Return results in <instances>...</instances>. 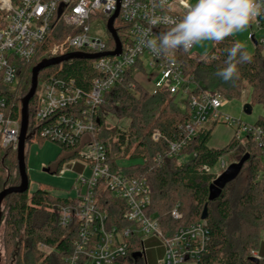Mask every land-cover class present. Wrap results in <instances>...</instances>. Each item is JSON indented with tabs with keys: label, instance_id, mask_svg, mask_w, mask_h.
Instances as JSON below:
<instances>
[{
	"label": "built area",
	"instance_id": "built-area-1",
	"mask_svg": "<svg viewBox=\"0 0 264 264\" xmlns=\"http://www.w3.org/2000/svg\"><path fill=\"white\" fill-rule=\"evenodd\" d=\"M195 3L196 0H19L15 4L13 0H0V148L11 147L15 151L21 134V118L15 120L7 114L6 92L7 88L16 87L20 64L34 60L61 27L69 30L68 34L46 50V59L69 53L101 55L115 51L116 43L108 23L118 12L113 28L121 43V53L92 60L98 77L93 80L90 91L76 86L74 81L50 77L38 83L34 96L38 109L35 129L29 128V133L78 153L59 173L63 176L79 168L75 195L64 197L67 202L59 209L60 226L74 227L77 234L74 252L63 259L64 264H114L127 255L128 243L135 237L140 238V258L146 264L149 249L163 250L158 264H177V260L180 264H198L209 251L210 237L204 221L181 227L170 238H164L159 219L147 214L151 194L146 180L112 172L108 149L97 139L99 109L106 103V94L124 80L128 70H132L134 79H144L152 94L168 91L179 109L189 113L188 122L180 127L179 139L167 141L166 157L178 156L207 124H228L235 127L237 140L243 141L249 136L263 148L259 181L264 183L262 131L223 114L221 109L228 100L215 91L198 89L185 73L179 58L182 54L199 57L190 55L195 45L188 51L157 56L140 42L143 31L151 29L153 35L166 31L171 25L162 22L164 17L179 20L189 5ZM157 18L161 22L153 25L152 21ZM257 19V23L247 28L248 39L255 47L264 46V15ZM100 22L106 26L105 36L93 33V26ZM130 89L135 91V84ZM161 139V133L154 131L152 140L158 143ZM218 166L217 172L207 167L204 170L218 177L230 164L222 158ZM100 190L124 202V219L130 223L127 227H108V215L99 209ZM178 208L179 205L171 212L176 220L182 218ZM149 239H154L157 245L154 242L146 245ZM40 250L46 254L54 251L44 245ZM249 257L264 261L255 249Z\"/></svg>",
	"mask_w": 264,
	"mask_h": 264
},
{
	"label": "trees",
	"instance_id": "trees-1",
	"mask_svg": "<svg viewBox=\"0 0 264 264\" xmlns=\"http://www.w3.org/2000/svg\"><path fill=\"white\" fill-rule=\"evenodd\" d=\"M13 2L17 4L19 0ZM67 34L65 28H58L34 60L20 64V83L12 90L7 88L6 92L10 118H21V100L30 91L32 70L39 63V57ZM235 43L230 36L217 43L206 57L191 58L182 54L179 61L186 75L199 86L198 89L212 90L226 100H233L240 98L247 87L250 90V105L264 107V46H257L253 53L244 48L251 61L238 65L239 78L234 82L226 83L215 74L226 66V49ZM92 63V60L78 59L50 67L39 74V82L55 77L74 81L76 86L89 92L93 80L98 77ZM131 84H135V91L130 89ZM37 109L38 103L34 97L29 104L31 131L35 129ZM110 117L124 121L123 130L111 126ZM188 120L189 113L179 109L176 99L168 91L152 94L150 87L140 86V82L132 76V70H128L124 80L106 94V103L99 109L97 139L108 149L112 172L146 180L151 194L147 214L159 219L164 238H170L181 227L202 221L207 206L208 216L204 223L209 231V251L198 264H264V261L253 262L249 257L253 249H259L260 233L264 231V183L259 181L263 169V148L249 136L243 141L233 136L226 147L210 148L209 140L218 125L212 122L200 129L178 156L166 157L167 141L179 139L180 127ZM254 127L262 131L264 143V118L260 117ZM154 131L162 135L158 143L152 140ZM35 138L44 141L37 137L32 139ZM63 150L68 155L57 160L55 173L58 175L63 166L76 159L78 154L75 149L64 147ZM229 154L234 156L233 162H239L244 155H249L243 167V170L245 167L248 169L247 182H238L242 170L238 178L223 189L221 196L210 202L209 188L217 175L207 172L204 167L214 171L219 161ZM159 157L161 159L157 160ZM182 157H185L184 161H181ZM133 159L142 160V163L129 167L119 164L120 161ZM19 184L17 151L11 147L0 148V193L6 187ZM66 202L41 186L32 194L28 191L8 196L3 202L1 224L5 260H10V264H64L63 259L74 252L73 243L77 236L74 227L64 228L59 224V209ZM177 205L182 214L179 220L171 215ZM99 209L108 215L109 228H123L130 224L124 219V202L113 198L108 191H99ZM139 239L135 237L130 240L127 255L117 259L114 264H146L144 259L134 257L142 251ZM41 245L54 251L46 254L40 250ZM159 251L162 256L163 250ZM146 257L147 264H150L147 252Z\"/></svg>",
	"mask_w": 264,
	"mask_h": 264
},
{
	"label": "rangeland",
	"instance_id": "rangeland-1",
	"mask_svg": "<svg viewBox=\"0 0 264 264\" xmlns=\"http://www.w3.org/2000/svg\"><path fill=\"white\" fill-rule=\"evenodd\" d=\"M69 31V30H68ZM93 33L99 34L100 36H105L106 26L103 22L95 24L93 26ZM249 30L245 29L241 32L235 33L232 35L233 39L236 42L242 43L245 46V49L253 53L256 47L250 42L248 39ZM264 35V32L263 34ZM63 41V40H61ZM59 41V42H61ZM56 42L52 46H50L47 50L52 48ZM216 42L213 41H203L199 44H196L194 49L191 51V56H199L206 57L210 54L215 47ZM264 53V48H263ZM48 58V51L43 53L41 57H39V63ZM140 82V86L146 85V81L144 79L138 80ZM20 83L19 78L17 79V84ZM14 88V87H13ZM151 88V87H150ZM246 89L242 92V96L240 98H236L233 100H228L224 102V105L221 109V112L232 119L242 121L248 125H254L256 121L260 118H264V107L261 105L251 106L250 101V90ZM177 103V102H176ZM249 105L251 108V114L245 113V106ZM109 123L111 126H117L119 129L123 130L125 126L124 121L114 120L112 117L109 119ZM234 126H230L228 124H218L209 140L208 145L212 148L220 149L224 148L231 142L234 136ZM244 136H242L243 138ZM68 155V152L64 151L63 148L53 143L49 140H44L43 142L38 139H32L31 142L26 143V164H27V173L30 180V188L29 193L32 194L36 191L40 186L47 188L54 197L64 198L68 195H75V188L77 187L75 183V178L77 177V172L79 168L77 167L74 172H68L63 176H59L55 173L58 168V159L65 157ZM60 156V157H59ZM185 157L181 158V161H184ZM223 160L227 164H233L235 162L234 156L229 154L223 157ZM142 163V160L133 159V160H123L120 161L119 164L122 167H129L131 165H136ZM51 168V169H49ZM48 169L49 172H45L44 170ZM51 170V171H50ZM216 172L219 170V166L217 165L214 169ZM248 169L245 167L240 178L239 183L245 184L247 182ZM2 232L3 226L0 227V264H10L11 261H6L4 257V249L2 242ZM154 242V243H153ZM260 242L261 245L258 249L260 255L264 258V231L260 233ZM151 243L157 245V242L154 239H149L146 242V245H150ZM160 248L149 249L147 251L148 259L150 264H158V261L162 257L160 255ZM254 250V249H253Z\"/></svg>",
	"mask_w": 264,
	"mask_h": 264
},
{
	"label": "clouds",
	"instance_id": "clouds-1",
	"mask_svg": "<svg viewBox=\"0 0 264 264\" xmlns=\"http://www.w3.org/2000/svg\"><path fill=\"white\" fill-rule=\"evenodd\" d=\"M264 15V0H196L190 4L179 20L164 17L162 22L171 25L166 31L153 35L151 29L141 33L140 42L154 55H169L177 50H190L203 41L223 42L235 33L241 32ZM161 18L152 21L153 25ZM242 43H235L229 49L226 66L215 73L224 82L239 78V67L251 61ZM177 264L180 261L177 260Z\"/></svg>",
	"mask_w": 264,
	"mask_h": 264
},
{
	"label": "water",
	"instance_id": "water-1",
	"mask_svg": "<svg viewBox=\"0 0 264 264\" xmlns=\"http://www.w3.org/2000/svg\"><path fill=\"white\" fill-rule=\"evenodd\" d=\"M118 16V12L109 20L108 29L112 34L115 43L116 50L113 52H107L101 55H90L85 53H69L64 56L44 59L40 63H38L32 70V79H31V88L29 93L21 100V134L19 138V144L17 148V160H18V172L20 176V184L17 186H9L2 190L0 193V227L3 219V211L2 206L4 200L12 195V194H24L29 191L30 188V180L27 173V164H26V143L31 141L34 133H29V104L31 100L34 98L38 83H39V74L50 67L59 66L64 62H68L71 60H94L102 56H115L121 53V43L117 36L116 31L113 28L114 20ZM251 108L249 105L245 106V113L251 114ZM249 155H244L239 162H235L231 164L225 172H223L220 176H218L212 185L209 188V201H215L218 199L223 189L231 182L235 181L238 176L241 174L245 163L248 161ZM45 172H49L48 169L44 170ZM208 216V208L207 206L204 208L202 214V221H205ZM142 253L136 254L134 257H141ZM253 262H258L256 258H250Z\"/></svg>",
	"mask_w": 264,
	"mask_h": 264
},
{
	"label": "crops",
	"instance_id": "crops-1",
	"mask_svg": "<svg viewBox=\"0 0 264 264\" xmlns=\"http://www.w3.org/2000/svg\"><path fill=\"white\" fill-rule=\"evenodd\" d=\"M209 146V145H208ZM210 148H212L211 146H209ZM221 149V148H220Z\"/></svg>",
	"mask_w": 264,
	"mask_h": 264
}]
</instances>
